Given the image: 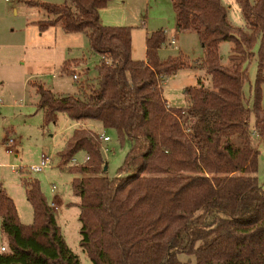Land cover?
I'll use <instances>...</instances> for the list:
<instances>
[{"label": "trees", "instance_id": "1", "mask_svg": "<svg viewBox=\"0 0 264 264\" xmlns=\"http://www.w3.org/2000/svg\"><path fill=\"white\" fill-rule=\"evenodd\" d=\"M61 4L29 0L46 11L48 27L83 32L101 56L95 84L83 96L57 95L33 86L43 124L62 112L112 128L127 146L116 174L106 165L99 133L75 128L58 152L79 198V244L91 264H264V183L258 180L253 131L264 138V0H236L245 28L233 27L221 0H170L177 30H193L205 52L211 87H188L186 107L166 109L161 85L188 62L179 54L159 57L163 30L145 37V58L131 56V27L104 25L99 9L108 0ZM231 41L233 63H219L217 47ZM257 51L254 52L255 46ZM257 55L251 106L243 93L248 63ZM71 63L62 70L75 74ZM79 77V76H78ZM83 150L84 164H70ZM32 222L22 223L13 199L0 189L1 230L6 236L0 264H81L69 248L40 182L22 176ZM179 253L194 256L183 262Z\"/></svg>", "mask_w": 264, "mask_h": 264}, {"label": "rangeland", "instance_id": "2", "mask_svg": "<svg viewBox=\"0 0 264 264\" xmlns=\"http://www.w3.org/2000/svg\"><path fill=\"white\" fill-rule=\"evenodd\" d=\"M29 0H0V21L4 25L6 36L27 33V49L17 54L19 74L31 75L30 81H38L57 95L83 96L81 86L95 84L96 65L101 56L90 48L88 37L83 32H65L60 23L41 28L48 17L46 11ZM61 4L66 2L74 9L70 0H32ZM253 1V0H250ZM227 8V20L233 27L245 28L241 8L236 0H221ZM16 8V11L14 9ZM99 17L104 25L130 26L131 56L141 60L145 57V37L152 31L163 30L166 41L158 50L159 57L181 54L188 64L175 74L166 77L161 85L162 98L176 107H186L189 98L186 89L201 83L211 87V75L203 61L205 52L198 36L193 30H177L176 15L170 0H108L100 8ZM14 28L11 32L10 29ZM19 40H21L19 38ZM172 41V43L170 42ZM233 43L223 41L218 44L217 53L220 64L232 67L228 55L232 53ZM257 45L254 52L257 51ZM14 59V58H13ZM257 55L248 63V79L244 82L243 93L246 105L251 106L253 86L256 76ZM71 63L70 68L78 74L79 81L71 73L63 71L64 63ZM0 78V189H4L16 203L20 219L25 224L32 222V208L25 196L21 182L22 176H31L39 180L41 189L48 202L57 205L54 209L56 221L69 248L78 256L81 264H91L87 253L79 244L80 222L78 219L79 198L73 195L70 183L73 177L81 176L68 172L65 166L58 164V152L64 146L75 128H88L109 136L101 141L102 153L106 162L104 175L113 177L118 166L123 162L127 146L119 144L114 129H105L101 122L94 119L73 120L62 112H55L53 120L43 124V113L37 110L38 95L28 79L19 81L7 73ZM261 106L264 109V85H262ZM253 116L250 119L252 139L258 150V169L256 176L264 183V138L261 139L252 128ZM10 127V128H9ZM7 131L11 132L9 136ZM11 138L15 145L10 151L6 143ZM49 156L50 163L42 170L33 172L29 166L39 164L41 156ZM86 153L77 152L70 164H84ZM5 234L1 230L0 246L6 245ZM183 261L194 262L193 255L179 253Z\"/></svg>", "mask_w": 264, "mask_h": 264}, {"label": "crops", "instance_id": "3", "mask_svg": "<svg viewBox=\"0 0 264 264\" xmlns=\"http://www.w3.org/2000/svg\"><path fill=\"white\" fill-rule=\"evenodd\" d=\"M5 1H10V0H5ZM17 1H19V0H17ZM14 11L17 12L16 8L14 9ZM4 31H5L4 25L0 21V78L3 79L2 76H4L7 73L8 75L10 74L11 76L15 77L18 81L20 79L24 82L31 75L19 74V71L24 70V69L19 68L18 62L15 63L14 61L17 60V57H19V56H17V54H21L22 52L25 53V51L27 49L28 35H27V33H22V35H21L22 37H19L20 35L6 36ZM10 31L13 32L14 28L12 27V29H10ZM19 38L21 40H19ZM170 42L172 43V41H170ZM76 81H79V80H76ZM28 82L33 85L34 82H38V81H30L29 80ZM36 105H37V103H36ZM10 134H12V133L7 131V135L9 136ZM86 158H87V156H86ZM52 203L55 204L54 201ZM15 205H16V203H15ZM56 207H57V205H56ZM17 212H18V216L20 219V213H19L18 208H17ZM20 221H21V219H20ZM0 222H1V220H0Z\"/></svg>", "mask_w": 264, "mask_h": 264}, {"label": "built area", "instance_id": "4", "mask_svg": "<svg viewBox=\"0 0 264 264\" xmlns=\"http://www.w3.org/2000/svg\"><path fill=\"white\" fill-rule=\"evenodd\" d=\"M72 77H73L74 80H78V78H79L77 73H75ZM172 107H174L173 104L166 103V109H171ZM99 138L101 140H103V141L109 140V136L106 135V134H103V133H100L99 134ZM6 145H7L6 150L10 151L11 148L13 147V145H15V141L13 139L9 138L8 141H7V143H6ZM50 160L51 159H50L49 156L42 155L39 164H33V165L29 166V170H31L33 172L40 171L44 167H46L47 165H49ZM50 205L54 209L57 208L54 203H51ZM4 250H5V246L4 245H1L0 246V251H4Z\"/></svg>", "mask_w": 264, "mask_h": 264}, {"label": "water", "instance_id": "5", "mask_svg": "<svg viewBox=\"0 0 264 264\" xmlns=\"http://www.w3.org/2000/svg\"><path fill=\"white\" fill-rule=\"evenodd\" d=\"M106 169V165L104 166V170Z\"/></svg>", "mask_w": 264, "mask_h": 264}]
</instances>
